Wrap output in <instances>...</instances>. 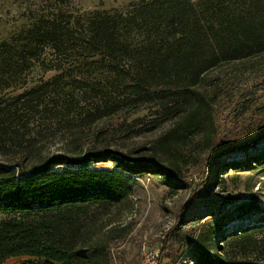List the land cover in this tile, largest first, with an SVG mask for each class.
Instances as JSON below:
<instances>
[{"label": "trees", "instance_id": "obj_1", "mask_svg": "<svg viewBox=\"0 0 264 264\" xmlns=\"http://www.w3.org/2000/svg\"><path fill=\"white\" fill-rule=\"evenodd\" d=\"M22 18L13 29L0 30V154H19L12 156L14 162L0 161V264L11 257H23L15 264H108L109 243L92 241V215L122 206L133 193L135 176L144 172L176 182L169 183L172 187L184 186L176 185L180 148L198 137L209 144L219 100L226 95L238 107L233 99L249 92L248 82L258 85L253 79L258 75L237 74L219 89L205 81V73L264 54V0H137L127 11L96 8L82 14L56 4V9L26 12ZM46 49L55 53V61L39 64L55 74L28 85L26 77ZM6 89L22 90L7 99ZM52 103L54 109L48 107ZM148 103L159 114L138 132L172 122L153 141L150 163L121 157L116 150L82 151L78 145L37 156L23 145L27 124L42 112L64 116L79 111L96 119L130 115ZM254 133L213 154L205 167L209 170L222 154L264 141V127ZM105 161L114 166H93ZM201 185H208L207 177ZM235 211L239 218L260 212L256 196L238 203ZM263 230L261 223L231 233L229 240L240 242L241 253L221 259L195 244V264H264V253L248 252ZM175 234L166 236L157 264L173 263Z\"/></svg>", "mask_w": 264, "mask_h": 264}, {"label": "rangeland", "instance_id": "obj_2", "mask_svg": "<svg viewBox=\"0 0 264 264\" xmlns=\"http://www.w3.org/2000/svg\"><path fill=\"white\" fill-rule=\"evenodd\" d=\"M136 1L3 0L0 2V30L13 29L24 19L22 16L26 12L51 11L54 7L56 9V4L72 13L82 14L96 8L127 11ZM55 57L51 49H46L27 75V84L44 81L54 75V70L44 71L39 62L42 59L55 61ZM237 74L258 75L253 78L258 85L252 86L256 81L248 82L249 92H242L233 99L235 103L238 101V107L234 108L226 95L219 100L216 133L209 144L205 145L198 137L180 148L183 157L180 160V180L176 185L185 183L184 186L172 187L170 184L176 182H170L159 174L144 172L135 176L133 193L122 206L113 207L107 215H92V241L100 239L109 243L106 250L108 264H157L163 242L171 231L176 233L171 237L174 256L173 263L167 264H195V244L218 259L238 255L242 250L240 242L229 240L230 234L254 224H264V141L248 147L246 151L222 154L209 170L205 167L207 159L213 154L228 145L249 140L259 126L264 127V54L209 69L205 73V81L213 82L221 89L227 77ZM20 90L6 89L3 94L12 99ZM59 103L62 104L61 98ZM242 106L247 107V111L241 110ZM48 107L54 109L53 103ZM86 107L92 106L87 102ZM237 108L240 110L237 111ZM42 113L43 116L27 124L23 142L27 150L32 149L37 156L66 152L78 145L82 151L94 148L116 150L121 157L128 155L150 163L154 159L153 141L172 127L169 121L154 131L138 132L143 122L159 114L157 106L151 103L130 115L115 114L96 119L88 118L79 111L64 116L53 111ZM14 155L19 154H0V161L7 162ZM234 163H239V166L235 167ZM93 166L112 168L114 164L105 161ZM204 177L208 178V185L199 186ZM195 190L198 194L192 197ZM251 196H256L260 212L236 217L235 206ZM231 216L232 219L227 220ZM218 226L220 230L214 231ZM111 228H114L112 232ZM119 229H123L120 231L122 235L114 237ZM256 239V248L248 252L264 253V230L256 235ZM22 259L11 257L2 264H15Z\"/></svg>", "mask_w": 264, "mask_h": 264}]
</instances>
